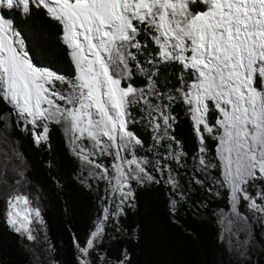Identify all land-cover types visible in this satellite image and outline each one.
Here are the masks:
<instances>
[{
    "label": "snow or ice",
    "instance_id": "6c2138e0",
    "mask_svg": "<svg viewBox=\"0 0 264 264\" xmlns=\"http://www.w3.org/2000/svg\"><path fill=\"white\" fill-rule=\"evenodd\" d=\"M30 4L42 7L62 26L61 39L70 49L76 68L74 80L37 67L12 19L3 12L22 6V12L29 14ZM192 5L201 7L193 10ZM142 31L159 49L158 59L149 60V64L154 68L157 64L181 65L177 92L188 106L201 140L200 125L204 132H216L224 181L230 185L233 198L241 193L250 207L261 210L242 186L251 179H264V0H0V98L34 128L42 120L63 121L66 133H87L94 147L102 143L101 137H107L111 144L103 142L100 151L112 146L126 151L133 142L140 143L127 129V107L144 95V89L131 84L124 88L121 81L131 77L129 61L136 60V54L130 49H141L137 37ZM136 67L148 74L139 62ZM186 72L191 73L190 81L183 79ZM156 74L153 71L149 76L150 94ZM57 81L68 84L67 94L55 89ZM155 110L160 112L165 128L170 127L172 118L159 105ZM211 110L217 112L215 125L207 119ZM160 127L154 123V128ZM47 131L45 123L43 132H33L37 144L47 138ZM120 151L117 161L135 165L125 172L121 163L113 164L116 175L112 179L122 188L121 180H140L144 168L138 158L125 160ZM102 178H107L106 170ZM121 195L127 198L131 192L122 191ZM28 203L25 196L10 197L7 215L9 225L17 232H27L31 240L29 213L21 218L20 208ZM31 211L39 217L38 211ZM102 231V225H97L87 247L77 244L80 252L87 254ZM80 264L87 261L81 259Z\"/></svg>",
    "mask_w": 264,
    "mask_h": 264
},
{
    "label": "trees",
    "instance_id": "16d2710c",
    "mask_svg": "<svg viewBox=\"0 0 264 264\" xmlns=\"http://www.w3.org/2000/svg\"><path fill=\"white\" fill-rule=\"evenodd\" d=\"M29 7V14L21 8L3 10L20 32L29 58L36 66L72 77L75 67L61 39L62 26L42 7ZM199 7L192 5L193 10ZM138 37L142 47L136 57L148 62L156 53L155 46L145 32ZM153 71H157L155 84L161 88L175 92L181 85L180 64H157ZM190 77L189 72L183 73L185 81ZM127 80L140 86L147 77L132 71ZM167 110L172 119L166 140H155L144 109L136 101L127 107V127L140 140L139 153L145 156L147 169L157 176L156 162L161 156L183 197L171 206L169 187L157 177L135 184L131 204L117 217V229L97 244L105 255L103 264L121 259L124 264H236L218 239L215 210L227 206V189L220 181L217 140L212 133L201 132L202 140L197 136L187 106L178 96L168 102ZM207 119L214 122L215 110ZM46 136L37 144L33 133L0 98V143L14 149L20 167L18 173L0 170V264H78L77 244L86 242L98 214L100 187L82 180L62 126L50 122ZM172 144L176 145L177 160L169 156ZM19 176L21 180L16 182ZM17 190L38 208L43 221L46 250L38 256L5 220V199ZM256 237L261 239L258 233ZM90 262L100 264L94 254Z\"/></svg>",
    "mask_w": 264,
    "mask_h": 264
},
{
    "label": "rangeland",
    "instance_id": "374dc122",
    "mask_svg": "<svg viewBox=\"0 0 264 264\" xmlns=\"http://www.w3.org/2000/svg\"><path fill=\"white\" fill-rule=\"evenodd\" d=\"M146 35L149 42L155 46V51L157 53L159 51L158 47L153 43V41L151 40L150 36L147 33ZM137 39L140 41L139 37H137ZM68 51L70 52L69 48ZM130 51L136 54L137 49H130ZM156 53H154L151 56L152 59L150 60L158 59ZM137 62H139V64L143 68L148 70L147 75L142 74L137 69L136 67ZM129 67L131 73L132 71H135L138 74L146 76L147 82L144 85L135 86L132 83L128 82L127 79H124L121 81V86L127 88L128 85L131 84L136 89H144V95L137 96L135 101L142 105L144 112L146 114V120L152 129L155 140L156 141H160L162 139L166 140L168 138L169 127L165 128L163 118L160 115V112L156 111L155 109L156 106L159 105L161 110L165 111L166 114L169 115L167 110V104L170 101L169 97L178 96L179 98H181L180 94L177 92V90L173 92L168 88H161L160 86L155 84L153 77L152 80L154 81L155 88L153 93L150 94L148 92L149 76L151 75L153 64H149L147 60H138V58L136 57V60L129 61ZM189 74L191 73L189 72ZM76 75L77 73L75 68L74 75L70 78L66 77V79L74 80ZM191 79L192 76L189 78L188 81H190ZM180 87L181 85L179 86V88ZM55 89L64 94H67V92L69 91L68 84L66 83L61 84L59 81L55 83ZM56 102L61 105H64L63 101L57 100ZM64 106L70 107V105H64ZM43 107H47V105H43ZM187 109L189 111L188 106ZM15 116L21 122L24 128H27L32 133L35 131L37 135L44 131L45 123L48 126L50 122H55L53 120L38 121L37 126L34 128L32 124L26 123L25 120L20 119L17 114H15ZM153 117H155V121H153L152 119ZM216 117H217V112L215 111V120L212 124L209 123L210 125H215ZM190 118H191V114H190ZM154 123H159L161 127L159 129L154 128ZM59 124L62 126L65 139L69 145L71 152L76 156L78 160L80 176L82 180L85 183H91L94 186L98 185L100 187L99 189L100 196L98 200V214L94 220L91 230L88 233L86 242L80 247H87V240L91 237V233L96 230L97 225H102L103 231L96 238H94V244L92 248L89 249L87 254L81 253L79 248L76 247L78 264H80L81 259L86 260L87 264H91L90 262L91 254H94L98 258V262L100 264H103L105 261V255L101 250H99L97 244L106 234L111 233L113 229H117V225H116L117 217L123 212V209L125 207L131 204L132 190L135 184L149 180L147 179V176H151L152 178L157 177L158 179L163 180L164 182L167 183L170 190L171 206H173L176 199H180L183 196L182 193L177 190L173 173L169 169H167L162 163L163 160H161V156L157 157V162H156L157 176H155L150 172V170L147 169V160L144 155L139 153V144H135L133 142V145L129 147L126 151H120L115 146H112L107 151H100V148L104 147L103 142H107L111 144V142L107 141V137H101L102 143L94 147L95 142L88 138L87 133H84L83 135H81L80 132L78 131L75 133L72 132L66 133L64 122L61 121L59 122ZM192 124H193V120H192ZM200 130L201 132H204L203 125H200ZM212 135L215 136L216 132H213ZM198 137L200 138V136ZM218 144L219 141L217 140L216 156L219 165V173H220L219 176L221 183L227 189V206L216 208L215 210L216 222L219 228L218 239L221 242V244L224 246L226 252L228 253V257L236 264H264V246L262 244L264 241V179H251L245 185L242 186L244 192H246L247 195L251 197L252 200H254L257 205L260 206L261 210H257L256 208L250 207L249 206L250 201L245 199L243 194L241 193H237V198L234 199L230 185L225 183L224 181L223 166L220 155H218L217 152ZM81 149H83L84 151H81ZM118 151H120V155L125 160L132 159L133 156H135L136 158H138L139 162H141V166L144 168V173H139L141 177L140 180L137 179H129L127 181L121 180V184L123 185L122 188L120 185L116 184L115 179H112V177L116 175L115 169L113 168V164L121 163L120 161L116 160V153ZM83 156H87L88 159H82L81 157ZM169 156L171 158H174L175 160L178 159L176 145L173 144L171 145ZM89 161L92 162L90 163ZM18 164H19L18 157L14 149L8 146L7 143L4 145L0 143L1 173L4 172V169H7V172L5 171L6 174H8L11 171L18 173V170L20 168ZM97 164H99L101 167L97 168L96 167ZM121 166L124 168L125 172H128L129 168L135 169V165H127L121 163ZM105 170H106L107 178H102L105 176ZM10 174L15 175L14 173H10ZM20 180H21V176H19L18 179H15L16 182ZM113 185H116L115 191H113ZM122 191L125 193L130 191L131 195L125 198L124 196L121 195ZM15 195H22L27 197V195H25L24 193H20L19 190H17V192L10 193V195L7 196V198L5 199V220L7 223H8L7 214L9 212L8 200L10 197ZM27 199L29 201L28 205L21 204L20 206L21 214H22L21 218L23 217L25 212L29 213V219L31 223L28 224V228L34 239L29 240L27 238L28 233L24 232L23 230L19 233L24 236L25 244L30 249V251H33L34 256H38L40 253H42V251L46 250V243L44 241V226L40 214L39 217H35L34 213L31 211V210L38 211V208L30 202L28 197ZM105 209H107L108 211L105 212ZM10 227L14 229L12 226ZM257 233L260 234L261 239H258L256 237ZM115 264H124L123 259L116 261Z\"/></svg>",
    "mask_w": 264,
    "mask_h": 264
}]
</instances>
